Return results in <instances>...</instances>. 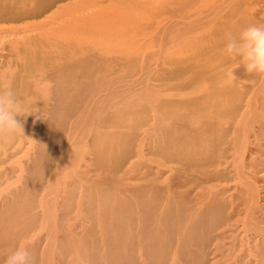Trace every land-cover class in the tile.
<instances>
[{
	"label": "rangeland",
	"instance_id": "obj_1",
	"mask_svg": "<svg viewBox=\"0 0 264 264\" xmlns=\"http://www.w3.org/2000/svg\"><path fill=\"white\" fill-rule=\"evenodd\" d=\"M253 24L264 0H0L32 113L0 137V264H264V79L221 52Z\"/></svg>",
	"mask_w": 264,
	"mask_h": 264
},
{
	"label": "clouds",
	"instance_id": "obj_2",
	"mask_svg": "<svg viewBox=\"0 0 264 264\" xmlns=\"http://www.w3.org/2000/svg\"><path fill=\"white\" fill-rule=\"evenodd\" d=\"M230 59H235L250 76L264 79V25H249L240 32L228 33L221 49ZM236 78L229 73L227 80ZM32 115L10 85L0 86V137L24 132L18 117ZM37 119H40L38 116ZM4 264H33L32 254L24 242L6 256Z\"/></svg>",
	"mask_w": 264,
	"mask_h": 264
},
{
	"label": "bare ground",
	"instance_id": "obj_3",
	"mask_svg": "<svg viewBox=\"0 0 264 264\" xmlns=\"http://www.w3.org/2000/svg\"><path fill=\"white\" fill-rule=\"evenodd\" d=\"M56 3H54L52 6L48 7L44 12H48L50 9H52L55 6ZM171 25H172V23H171ZM171 25H168L167 27L165 26V29L164 30L166 31V33H170L171 29H173V27ZM149 27H151V26H149ZM75 30H76V28H75ZM167 35H169V34H167ZM110 43L112 44V42H110ZM223 102H225V101H223ZM203 132H204V134H206V130H204Z\"/></svg>",
	"mask_w": 264,
	"mask_h": 264
}]
</instances>
